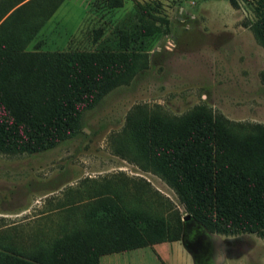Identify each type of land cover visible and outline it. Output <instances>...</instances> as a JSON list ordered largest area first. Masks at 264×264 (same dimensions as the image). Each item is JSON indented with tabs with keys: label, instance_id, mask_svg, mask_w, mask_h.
Instances as JSON below:
<instances>
[{
	"label": "trees",
	"instance_id": "obj_1",
	"mask_svg": "<svg viewBox=\"0 0 264 264\" xmlns=\"http://www.w3.org/2000/svg\"><path fill=\"white\" fill-rule=\"evenodd\" d=\"M6 1L0 0V152L6 154L45 150L82 131L83 113L148 65V41L166 22L152 2L137 3L135 22L113 30L97 49H28L64 0ZM253 1L251 29L264 47V0ZM110 139L115 154L163 179L189 219L208 231H264V123L232 120L206 103L180 114L136 103ZM140 179L124 171L85 178L61 202L58 223L31 246L0 234V264H99L106 253L179 240L184 220L167 215L169 201Z\"/></svg>",
	"mask_w": 264,
	"mask_h": 264
},
{
	"label": "rangeland",
	"instance_id": "obj_2",
	"mask_svg": "<svg viewBox=\"0 0 264 264\" xmlns=\"http://www.w3.org/2000/svg\"><path fill=\"white\" fill-rule=\"evenodd\" d=\"M143 2H152L166 19L160 23L162 33L148 41V65L87 109L77 135L41 151L0 152V234L31 246L41 230L48 232L58 223L61 202L85 178L118 171L147 180L169 201L165 213L183 218L182 203L163 179L113 152L110 136L121 129L136 103L158 104L175 114L206 103L232 120L264 123V47L251 29L256 19L253 0H238L237 7L229 0H122L120 6L108 0H64L28 49H97L113 30L135 22L137 3ZM216 234L223 248L233 246L221 251L219 264H264V231ZM148 248L129 250L120 264H159L148 251L140 256ZM171 263L194 261L190 253L181 252L172 255Z\"/></svg>",
	"mask_w": 264,
	"mask_h": 264
},
{
	"label": "flooded vegetation",
	"instance_id": "obj_3",
	"mask_svg": "<svg viewBox=\"0 0 264 264\" xmlns=\"http://www.w3.org/2000/svg\"><path fill=\"white\" fill-rule=\"evenodd\" d=\"M185 227V229H184ZM206 228L200 222L194 219H188L183 224V231L185 232V240L187 244L194 249L197 261L199 263H210L214 258H220L221 251L225 248L232 249V245H227L225 248L222 244L217 242L206 234ZM182 235V234H181ZM203 241V243H201Z\"/></svg>",
	"mask_w": 264,
	"mask_h": 264
},
{
	"label": "crops",
	"instance_id": "obj_4",
	"mask_svg": "<svg viewBox=\"0 0 264 264\" xmlns=\"http://www.w3.org/2000/svg\"><path fill=\"white\" fill-rule=\"evenodd\" d=\"M181 240H166V241H161V242H154L148 245L144 246H139L136 248L132 249H126L122 251H117V252H111V253H106L100 256L99 259V264H120V260H127L126 256L129 250L133 249H142L143 247H149L148 250H144L140 254L141 257L145 256L147 254L146 251H148V255L154 257L158 261L159 264H172V255H180L181 252L183 253H189L188 250L184 245L181 244ZM183 246L187 250L185 252L183 249ZM120 255L123 257H120ZM161 261V262H160Z\"/></svg>",
	"mask_w": 264,
	"mask_h": 264
},
{
	"label": "water",
	"instance_id": "obj_5",
	"mask_svg": "<svg viewBox=\"0 0 264 264\" xmlns=\"http://www.w3.org/2000/svg\"><path fill=\"white\" fill-rule=\"evenodd\" d=\"M190 218V215L188 213H185L184 216H183V220H184V224H185V221L188 220ZM185 229V227H184ZM206 234H208V236L211 238H213L217 244L221 243V240H220V237L218 234L216 233H213V232H210L208 230H206ZM181 241L183 242L184 246L186 247V249L188 250V252L191 254L192 258H193V261H194V264H202V263H199L197 261V257L195 255V251L194 249H192L186 242L185 240V232L183 231L182 235H181ZM201 243H203V241H201ZM219 259L218 258V255H217V258H214V260L210 263H204V264H219Z\"/></svg>",
	"mask_w": 264,
	"mask_h": 264
}]
</instances>
